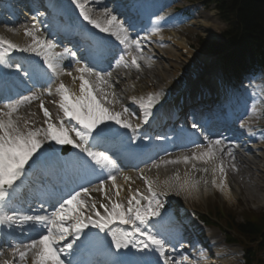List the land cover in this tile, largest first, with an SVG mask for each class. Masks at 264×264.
I'll return each mask as SVG.
<instances>
[{
  "label": "snow or ice",
  "instance_id": "snow-or-ice-1",
  "mask_svg": "<svg viewBox=\"0 0 264 264\" xmlns=\"http://www.w3.org/2000/svg\"><path fill=\"white\" fill-rule=\"evenodd\" d=\"M70 2L74 7L78 6L76 0ZM102 7L110 16L106 21L107 26L91 19L80 6L79 14L91 26V29H85V33L94 41L90 43L86 57H77L76 51L67 48L63 52H57V45L48 40L41 47L39 54L42 61L39 64L25 67L15 62L7 65L17 75H22L29 81H45L49 85L63 74L64 67L61 64L65 57L69 58V66L75 64V70L80 73L79 95L71 94L63 83L57 89L61 95L59 109L63 113L59 117V123L52 122V114L43 103L40 107L47 118L46 128L28 129L27 122L21 125L12 118L20 104L34 97L24 96L14 103L9 102L5 106L7 111L0 110V209H9L8 214L0 215V228H10L19 223L29 225L28 230L38 234V238L31 239L25 250L19 252L20 261L25 260L29 251L36 250L39 264H167L169 253L165 243L166 240L171 242L173 237L168 227V213L161 211L164 203L160 197L166 193L156 191L152 181L145 178L146 192L140 193L137 190V194L128 199L127 206L113 202L105 194L108 202L101 203L98 209L97 201L90 199L92 191L103 192L104 182L109 178L115 184V172H108L107 169H116L114 157L119 158L121 150L136 139L139 128L122 119L121 112L112 111L105 106L107 96L97 82L108 85L105 76L111 77L112 73L100 70V66L105 62L110 66L118 63L124 59V55L113 53L110 46L99 38V33L115 37L121 51L131 57V63L137 69L140 64L132 51L135 50L142 57V40L146 39L138 35L130 36V29L135 30L136 27L131 18L126 23L120 22L116 15L108 11L106 4ZM162 20L157 15V22ZM92 29H98L99 33ZM6 50L24 51L11 43L7 44ZM85 59L87 62L82 67L79 66ZM2 60L0 57V62ZM68 74L71 75V72ZM90 77H95V81H90ZM9 91V83L0 75V99L10 100L7 96ZM161 95L149 94L146 100L142 98L138 101L145 124L152 117L153 108ZM123 111L128 112L129 109L124 108ZM121 128L128 131L122 132ZM191 128L199 131L197 123H193ZM73 132L78 139H73L70 134ZM208 142L209 145L217 146L223 143L220 139L213 141L210 138ZM62 146H72L75 152L62 154L67 151ZM95 148L103 150L94 151ZM217 151L224 149L218 148ZM225 154L234 158L231 146L227 147ZM190 159H204L205 163L212 160V171L218 170L222 177L225 175L224 168L215 163L219 158L212 151L202 153L200 157H183L185 163ZM192 167L196 169L194 163ZM200 171L207 173L209 168L205 167ZM30 178H34L52 193L53 198L40 204L42 210L45 205L50 206V211H45L44 214L21 215L15 208H9L16 189L20 186L18 182L23 183V180ZM199 183L186 181L179 183L177 188L190 192ZM211 183L221 191L226 188L223 180L218 184L213 178ZM207 184L208 181L204 180L205 187ZM113 226L123 227L118 232ZM101 233L104 234L103 237ZM177 255L183 256V253L177 251Z\"/></svg>",
  "mask_w": 264,
  "mask_h": 264
},
{
  "label": "bare ground",
  "instance_id": "bare-ground-1",
  "mask_svg": "<svg viewBox=\"0 0 264 264\" xmlns=\"http://www.w3.org/2000/svg\"><path fill=\"white\" fill-rule=\"evenodd\" d=\"M245 5H246V0H239V4L235 8V12L237 13L236 15L241 16ZM1 35L5 39L11 37L10 33L7 34L5 33ZM177 43L179 46H183V43H180L179 41H177ZM193 54L194 52L187 51V54L184 53L183 55L186 57V60L188 61L190 60ZM173 60L180 61V56H173ZM191 61L192 60H190V62ZM190 62L189 64L191 65ZM179 65L180 64L175 66L173 62V67H171V70L173 72L175 73L178 72L177 75H175V73L174 75H172L170 69L168 68L164 69L163 67L160 70L161 72L160 71L158 73L155 72V74L148 73L147 79L144 81L146 85L144 86V88H146V90L142 88L139 82H134L133 87L128 86V89H130L131 92L135 91V96L132 99L133 100L132 103L139 105L138 101L140 99L143 98L144 100H146L149 94H156V92L158 91V86H160L161 84L166 85L168 80L174 82L176 81L177 76L179 78L188 77L189 76L188 70H184L181 68L180 70L177 71V67ZM71 80L74 79L71 77ZM171 81L169 82L170 86H171ZM79 84L80 82H76L72 84L69 83L70 85L69 88L73 89L74 94L76 95L80 94ZM123 87H124L123 89L127 90V86H123ZM167 90H171V89L168 88ZM56 94L58 93H54L55 98H59V96H57ZM225 98H228V95L223 93V99L226 100ZM205 103L210 104V101L206 100ZM233 137L236 142H239L238 134H235ZM253 140H257V138H253ZM169 146H174V141L171 138L169 139L166 138L165 141L162 144H160V147H169ZM248 147L252 148L253 146L252 147L248 146ZM218 148L219 146L217 145L216 147L211 149L202 150L200 148H196L195 152L186 156L193 157L195 155L197 157H200L202 153H206L209 151L214 152L216 156L219 158L218 160L215 161V163L218 166L223 167L225 170V175L223 177L220 175L218 170L216 172L212 171L214 161L209 160L207 163H205L204 159H190L187 163H185L183 161V157L185 156H181L177 161V163L170 167H162L161 169L156 171L152 170L147 172H141L140 174L129 173L127 176L129 179L133 181V184L132 187H126V189L123 190V194L127 195V199L124 200L127 202L132 195H135V192H137V190H139V192L141 193L143 188H141L142 186L140 183L139 175H142L144 176V180L146 178L147 180L152 181L155 188H162L164 186L167 189H169L173 185H178L179 183H183L186 181L189 183L199 181L200 183L196 189H193L190 192L184 191L186 193L195 194L197 199L201 198L205 200L206 198L208 199L211 198L214 200L217 195L214 194V192L218 190L220 191L223 199L226 202L228 200L235 201L239 198L240 195H242V193H240L241 190L245 189L247 190L246 194H248L247 201L253 200L254 202L261 203V201L264 200V197L261 199L258 196H256L253 187H256L258 189V192L260 193L262 192V195L264 196V153L262 154V157L259 158L260 161L258 163H253L250 159L249 160L246 159L247 155H245L246 157L243 158L238 150L233 151L234 154V158H233V156L225 154L227 146L223 147L222 145L221 148H223L224 151H217ZM250 148L244 150L245 153H251L255 155L256 154L255 148L253 147L254 148L253 150ZM193 163L196 165V169H193L192 167ZM205 167L209 168V172L204 173L203 171H200V169H203ZM230 171H237V174L241 177L238 176L239 178L237 177V180L232 178ZM177 177H179V180L177 179ZM213 178L216 179L218 184L222 180L224 181V183L226 184V188L224 191H221L219 188L212 185L211 181ZM204 180L208 181L206 187L204 185ZM48 192L49 191H47V193ZM91 193L94 195H99V192L92 191ZM25 234H26L25 237L27 236L38 237V234L36 232L29 231L28 229L25 230ZM207 234L211 235L210 239L214 240V243H216L218 241V237H220L221 241H219V246L225 244V242H223L224 237L221 235L220 232H218L217 234L215 233V236H213V234L211 233H207ZM220 250L221 251L217 252L219 256L216 259H214L211 263H207L206 261H203V259H201L202 264H236L237 263L235 261V259H237V255H236L237 250H234L231 247L221 248ZM18 263L39 264V259L33 261L30 257L26 256L25 260L23 261L18 260ZM0 264H9V261L0 259Z\"/></svg>",
  "mask_w": 264,
  "mask_h": 264
},
{
  "label": "trees",
  "instance_id": "trees-1",
  "mask_svg": "<svg viewBox=\"0 0 264 264\" xmlns=\"http://www.w3.org/2000/svg\"><path fill=\"white\" fill-rule=\"evenodd\" d=\"M236 6L237 2L234 0ZM240 18V23L244 25V37L247 42L253 48H259L258 52H264V0H246V5L242 11ZM231 41L236 40L232 37ZM258 44L259 47L256 46ZM218 46H213L217 48ZM264 223V217L261 221L254 225V223L249 222L244 225H240L241 231L248 236H258L261 232V225ZM264 237V234L263 236Z\"/></svg>",
  "mask_w": 264,
  "mask_h": 264
},
{
  "label": "rangeland",
  "instance_id": "rangeland-1",
  "mask_svg": "<svg viewBox=\"0 0 264 264\" xmlns=\"http://www.w3.org/2000/svg\"><path fill=\"white\" fill-rule=\"evenodd\" d=\"M210 23H211V26H212V28L213 29H215L216 27L214 26V20H211L210 21ZM210 23H208L209 25H210ZM205 37L209 40H213L215 37H213V35H212V33L211 32H209V33H207L206 35H205ZM192 49H195L194 51H192V52H198V53H201V51H200V49H201V47H193ZM202 54V53H201ZM176 55H178V56H180V59H183V54H182V52H180V50L179 51H177L176 52ZM194 55H195V53H194ZM194 55H192V57L191 58H193V56ZM190 58V60H192V61H195V67L196 66H198V62L199 61H202L203 60V56H201L200 54H197V55H195V60L194 59H191ZM184 60H186V58L184 57ZM176 61V60H175ZM180 63V65L177 67V71L178 70H180L181 68H182V62H181V60L180 61H178L177 60V62L176 63H174V65L175 66H177L178 64ZM184 63H186L185 61H184ZM167 66L171 69V67L169 66V64L167 63ZM156 69V68H155ZM182 69H186V66L185 67H183ZM172 72V75H174V73L175 72H173V71H171ZM178 73V72H177ZM177 73H175V75H177ZM135 79H137V80H139L141 83H143L146 79H147V74L145 75V77H144V79L143 78H140V77H138V76H136V75H132ZM239 175H237L236 176V180H237V177H238ZM239 177H241V176H239ZM238 177V178H239ZM242 189H243V186H242ZM253 190H255L254 191V193H255V195L256 196H258L259 198H263L264 196L262 195V192L260 193V192H258V189L256 188V187H253ZM245 192V193H244ZM246 192H247V190H245V189H243V190H241V192L240 193H242V195H240L239 196V199H238V203L237 204H233L232 202H225L224 200H223V198H221V196H220V198H218V201L221 203V204H224L226 207H227V209H231V210H233L234 212H239L240 210H242V211H245L246 209H251V208H256L255 210L256 211H262L263 209H264V207H259V206H262V205H264V200H262L261 201V203H257V202H254L253 200H250V201H247V199H248V194H246ZM174 193H178L179 194V199L178 200H180V201H182V202H190V200L192 199V197L190 196V195H187V194H185L184 192L182 193V192H180L179 190H176L175 189V191H174ZM253 199V198H252ZM213 202L214 201H209L208 202V206H210L211 207V205L213 204ZM191 203V202H190ZM192 205L194 206V205H196V206H201V208H205L206 209V205H202V204H198V203H196V202H194V203H192ZM262 212H260V214H261ZM227 214V213H226ZM237 214H239V213H237ZM238 220L240 221V220H242V217L240 216L239 218H238ZM236 250H240V251H242L243 252V249L242 248H236ZM238 264H242V262L241 261H239V263Z\"/></svg>",
  "mask_w": 264,
  "mask_h": 264
}]
</instances>
